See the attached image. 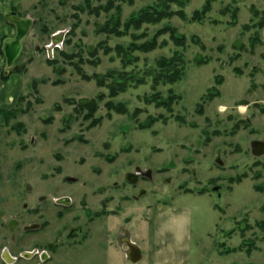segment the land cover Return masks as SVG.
Here are the masks:
<instances>
[{"label": "rangeland", "instance_id": "374dc122", "mask_svg": "<svg viewBox=\"0 0 264 264\" xmlns=\"http://www.w3.org/2000/svg\"><path fill=\"white\" fill-rule=\"evenodd\" d=\"M207 2L0 0L34 20L14 66L26 70L2 82L10 70L0 56V94L8 93L0 101V264L5 250L34 249L49 251V264H126L124 215L138 220L164 206L191 211L193 264H264V155L253 153L264 143V0H216L193 21ZM149 8L174 15L121 37L102 31L119 15L123 31ZM5 22L0 29L14 36ZM168 27L184 46L162 33ZM153 39L150 52L123 59L117 51ZM176 53L182 80L156 85L159 63ZM110 72L128 86L115 98L83 77ZM91 100L95 127L76 111ZM109 102L127 112L108 111Z\"/></svg>", "mask_w": 264, "mask_h": 264}, {"label": "trees", "instance_id": "16d2710c", "mask_svg": "<svg viewBox=\"0 0 264 264\" xmlns=\"http://www.w3.org/2000/svg\"><path fill=\"white\" fill-rule=\"evenodd\" d=\"M133 1V0H130ZM216 0H208V2L206 3V5L203 7V9L201 11H197L194 14L193 17V21H203L205 16L211 11L212 9V4L213 2ZM111 9V6L109 5V7L106 10ZM14 11V10H12ZM93 12L98 13V10H93ZM118 13H120V9H118ZM174 15L173 12H168V11H161L158 9H146L144 11H141L138 15L133 16L124 26V30H121L122 27V23H121V19H120V15L119 17H115L113 16L111 21H109L105 26H103L102 31L108 34H112L118 37L127 35L128 31L131 28H135L136 30H139L142 28L143 24H157L159 22H161L162 20H164L165 18H170ZM236 14L234 13V16ZM7 17L5 18L6 21ZM233 24L236 25V18H234ZM260 28L264 27V20H262L259 25ZM246 30L249 29V26L245 27ZM164 32H170L171 33V37L172 39L175 41V43L179 46H184L185 45V37L183 36H178L177 32L175 29H172L171 27H168V29H165ZM135 39H137V37L133 36ZM6 38H3L0 44V56L4 59L3 57V53H2V43ZM197 41V40H196ZM198 42V41H197ZM157 39H153L152 41H148L144 44H137V43H132L130 45V47L128 48V51L124 52V49L122 47H118V53L119 54H123V59L126 58L127 54L130 53L131 51H141V52H150L154 49L157 48ZM49 65H55L54 61H48ZM184 66H185V61L184 58L182 56L181 53H176L174 55L173 58L171 59H162L161 62L159 63V69L160 72L155 76L154 81L155 84H167V85H173L179 81L182 80L183 76H184ZM55 70L57 71L58 69L56 67H54ZM26 70V68H20V67H14L13 70L9 71V73L7 74L5 71H3L2 75H1V81L2 82H7L9 80V78L13 75V74H17L20 75L22 74L24 71ZM80 73H82L81 70H79ZM83 77L85 80H90V79H95L97 81V84L100 87H108V90L110 91L109 96L110 98H115L117 97L120 93L126 92L127 90V83L125 82L126 79L124 78L123 74H119V76L116 74V72H110L105 76H101V75H94L92 77L86 75L83 73ZM108 79H112V83L107 85V81ZM42 83H45V81H41ZM138 84L141 81H137ZM222 83V82H219ZM33 87H36V81L33 82ZM210 92V90H209ZM23 97H21L22 100ZM105 98V96L102 94L99 96V100ZM157 99V102L160 106H166L169 107L171 104V100H169L168 102L166 101H162L161 99H158V96L155 97ZM151 100V99H148ZM156 102V101H153ZM99 107V103L97 100H91V101H85V102H81L78 104V106L76 107V111H87L86 115H85V119H92V123L90 124L89 127H95L97 124H99L101 122V119H93L94 115L96 114L97 110ZM59 109V107H57ZM106 108L108 109V111H115L117 113L123 114L126 113V109L124 107V105H116L113 102H109L106 104ZM12 112V111H11ZM67 120V119H66ZM151 124L147 125L146 127H150ZM238 181H240V179H238Z\"/></svg>", "mask_w": 264, "mask_h": 264}, {"label": "crops", "instance_id": "0c3cea01", "mask_svg": "<svg viewBox=\"0 0 264 264\" xmlns=\"http://www.w3.org/2000/svg\"><path fill=\"white\" fill-rule=\"evenodd\" d=\"M9 10L6 4L0 5V17L6 18L11 12ZM5 26L10 31L15 30L7 22ZM8 37L10 36H7V31L0 29L1 41ZM3 84L7 86L6 83ZM7 94H0V101H3ZM1 108L3 107L0 105V111ZM128 217L124 215V221L128 225L126 223L125 227L119 226L118 229V247L122 254L126 251L124 238L128 237L129 241L141 250L142 258L136 264H193L192 213L189 209L164 206L138 220Z\"/></svg>", "mask_w": 264, "mask_h": 264}, {"label": "water", "instance_id": "95a60500", "mask_svg": "<svg viewBox=\"0 0 264 264\" xmlns=\"http://www.w3.org/2000/svg\"><path fill=\"white\" fill-rule=\"evenodd\" d=\"M7 24L15 28V34L12 37L6 38L2 43V53L6 62L5 70H11L18 60L21 58L24 51V42L31 35L34 20L31 17H22L16 12H12L7 18ZM253 153L256 156L264 155V143L254 142ZM137 174H129L127 181L133 185L138 182ZM130 262L138 263L141 258V250L132 243H127Z\"/></svg>", "mask_w": 264, "mask_h": 264}, {"label": "flooded vegetation", "instance_id": "af4514ba", "mask_svg": "<svg viewBox=\"0 0 264 264\" xmlns=\"http://www.w3.org/2000/svg\"><path fill=\"white\" fill-rule=\"evenodd\" d=\"M13 12V11H12ZM138 175V174H137ZM140 176V175H139ZM61 205L67 206L69 205L68 201H58ZM57 204V202H56ZM14 224L11 223V226ZM131 243L129 241V238L125 237L123 245L125 246L126 251L123 253L125 256L126 261H128L130 264H133L130 262L129 256H128V246L127 243ZM2 263L3 264H49L52 261V256L49 253V251H40V250H32V251H24L19 254V256H11V254L8 252V250L3 251L2 253Z\"/></svg>", "mask_w": 264, "mask_h": 264}, {"label": "built area", "instance_id": "2783aa9c", "mask_svg": "<svg viewBox=\"0 0 264 264\" xmlns=\"http://www.w3.org/2000/svg\"><path fill=\"white\" fill-rule=\"evenodd\" d=\"M60 44V43H59ZM59 44H57V46L59 45ZM55 46V45H54ZM51 48H52V45H51Z\"/></svg>", "mask_w": 264, "mask_h": 264}]
</instances>
